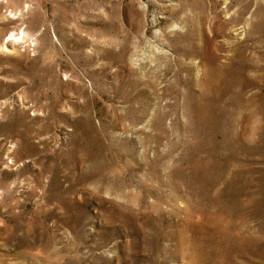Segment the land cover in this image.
Returning <instances> with one entry per match:
<instances>
[{"label": "rangeland", "instance_id": "rangeland-1", "mask_svg": "<svg viewBox=\"0 0 264 264\" xmlns=\"http://www.w3.org/2000/svg\"><path fill=\"white\" fill-rule=\"evenodd\" d=\"M0 264H264V0H0Z\"/></svg>", "mask_w": 264, "mask_h": 264}]
</instances>
